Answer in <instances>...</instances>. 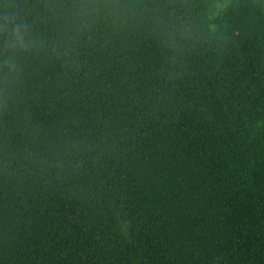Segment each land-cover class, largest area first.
I'll return each instance as SVG.
<instances>
[{
  "label": "trees",
  "instance_id": "16d2710c",
  "mask_svg": "<svg viewBox=\"0 0 264 264\" xmlns=\"http://www.w3.org/2000/svg\"><path fill=\"white\" fill-rule=\"evenodd\" d=\"M98 2L0 0V264H264L263 4Z\"/></svg>",
  "mask_w": 264,
  "mask_h": 264
},
{
  "label": "clouds",
  "instance_id": "9594fccd",
  "mask_svg": "<svg viewBox=\"0 0 264 264\" xmlns=\"http://www.w3.org/2000/svg\"><path fill=\"white\" fill-rule=\"evenodd\" d=\"M102 6L112 13L135 14L138 6L124 0H103ZM78 15L87 16L97 11L98 0H79L74 5ZM158 23L163 28L164 21ZM42 41L37 37L27 15L14 10H0V82L7 86L21 71V59L38 51Z\"/></svg>",
  "mask_w": 264,
  "mask_h": 264
},
{
  "label": "rangeland",
  "instance_id": "374dc122",
  "mask_svg": "<svg viewBox=\"0 0 264 264\" xmlns=\"http://www.w3.org/2000/svg\"><path fill=\"white\" fill-rule=\"evenodd\" d=\"M262 4H263V6H264V0H259ZM224 6V4H222V3H218L217 4V7L218 8H221V7H223Z\"/></svg>",
  "mask_w": 264,
  "mask_h": 264
}]
</instances>
